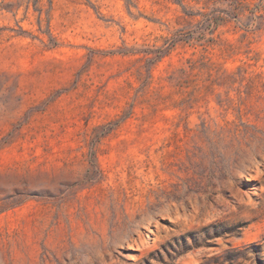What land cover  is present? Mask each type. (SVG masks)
<instances>
[{
  "label": "rangeland",
  "instance_id": "obj_1",
  "mask_svg": "<svg viewBox=\"0 0 264 264\" xmlns=\"http://www.w3.org/2000/svg\"><path fill=\"white\" fill-rule=\"evenodd\" d=\"M0 264H264V0H0Z\"/></svg>",
  "mask_w": 264,
  "mask_h": 264
}]
</instances>
